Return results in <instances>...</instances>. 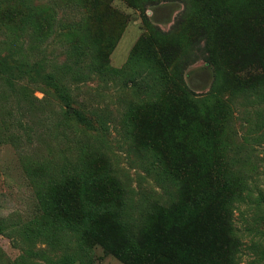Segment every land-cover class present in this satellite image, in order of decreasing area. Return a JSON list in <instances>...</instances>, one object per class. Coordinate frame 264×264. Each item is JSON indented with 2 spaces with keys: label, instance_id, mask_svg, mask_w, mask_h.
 <instances>
[{
  "label": "rangeland",
  "instance_id": "1",
  "mask_svg": "<svg viewBox=\"0 0 264 264\" xmlns=\"http://www.w3.org/2000/svg\"><path fill=\"white\" fill-rule=\"evenodd\" d=\"M109 1L122 20L111 19L110 29L105 28L104 57L96 45L87 50L76 44L87 19L95 14L92 0H0V10L10 6L16 11L17 27L21 16L28 20L25 33L0 24V53L9 64H25L13 86L0 81V264H127L99 243L100 235L107 241L120 235L111 214L93 222L94 232L90 224L68 228L61 217L53 224L44 211L55 183L76 168L92 167L87 173L106 174V202L125 207L135 234L150 223L151 231L141 240L155 250L156 241H166V228L177 221L176 215L164 212L196 213L193 208L181 210L178 186L169 184L166 190L160 181V158L167 169L174 158L164 145L175 138L187 143L200 164L201 169L186 179L193 181L202 176V167H209L218 192H224L221 185L227 180L233 184L228 192L239 184L244 198L233 204L234 227L242 242L237 264H264V83L254 93L237 91L229 105L222 103L207 115L212 104L206 97L226 80L208 59L204 41L188 43L180 56L174 53L179 74L169 79H157L147 69L148 61L126 66L133 47L149 33L145 20L161 33L176 34L178 22L189 11L194 13V6L184 0H156L142 3L141 9L126 0ZM240 2L232 0L234 6ZM251 23L255 25L250 30L246 22H234L228 38L242 46L241 31L253 35L256 30L260 37L245 45L264 58V23ZM116 26L122 28L119 33L112 32ZM111 34H119L113 48ZM78 58L82 62L76 66ZM217 60L226 73H257L253 65H237L229 51ZM182 93L197 102L193 107L203 110L208 121L184 123L177 130L181 133L166 136L156 117L157 104L169 108ZM42 166L52 170L50 175L38 171ZM205 201L207 207L196 213L198 222H192L194 236L185 243H207L200 247L210 255L222 245L223 236L215 221L219 210L214 196ZM174 260L167 254L154 255L148 264Z\"/></svg>",
  "mask_w": 264,
  "mask_h": 264
},
{
  "label": "trees",
  "instance_id": "2",
  "mask_svg": "<svg viewBox=\"0 0 264 264\" xmlns=\"http://www.w3.org/2000/svg\"><path fill=\"white\" fill-rule=\"evenodd\" d=\"M126 1L130 5L137 6L141 9L143 8L142 3L158 2L156 0ZM92 2L95 14L87 19L85 29L80 31V34L77 36L76 44L84 45L87 50L92 45H96L98 55L107 57L105 50L102 48L104 44L102 37L107 34L105 28L107 27V30L110 29L109 23L111 19L117 18V21H120L122 20V16L110 6L109 0H92ZM184 3L190 6L193 5L195 12L189 14V11L187 15L181 18V21L176 26V34L168 35L161 33L145 20L149 33L133 47L126 66L128 67L131 62L139 63L141 61H148L151 65L147 69L151 70V73L157 79H169L179 74V68L172 61L173 59H177L174 57V53L180 56L185 53L184 51L186 49L188 50V43L192 45L195 42L199 43L200 41H204L208 48V59L217 66V74L221 71L223 80H226V83L221 87L220 85H217V87L215 85L211 93L206 97L208 104H212L211 108L208 109L207 115H209L212 108L219 110L222 107V103L229 105L228 103L231 97L237 91L254 93L264 83V58L263 56H258L257 52L253 51L252 46L249 48L245 45L251 43V39L259 38L260 33L254 30L255 33L252 35L249 30L247 33L241 31L240 39L242 46L232 43L228 38L234 22H246V26L250 30L255 25V23H251L252 20L264 23V0H241L240 4L236 5L237 7L233 5L232 0H184ZM5 20L10 22V24H7ZM20 20L21 24L18 27L21 33H25L28 20L27 18L25 19V15L21 16ZM15 23L16 11L13 8L6 6L0 10V24L2 26H6L7 28H9L8 26L10 28L12 26L13 31L17 32L19 29ZM121 29V26H116V28L112 29V32L115 33L118 30L119 33ZM178 32L179 36L176 37ZM95 34L98 35L96 36ZM117 35L119 34H111L109 36L110 44H112L111 48H113V45L117 41ZM142 42L146 46L141 45ZM219 46L222 49L221 53H218L220 50ZM109 48L110 46L107 47V49ZM227 51L231 52V56L235 58L237 65H253V69L257 73L237 76L230 72L226 73L220 70V62L217 59L220 55H225ZM87 52L84 51L83 53ZM79 61L78 58L75 62L77 64L76 66H79L80 62H82ZM24 67L25 64L21 61L14 62V64L7 63V57L0 53V81L5 85L13 86V78L17 73L22 72ZM215 91H221V97L219 95L216 97ZM183 94L180 95L179 101L176 104H172L169 108H164L161 102L157 104L156 117L163 131L162 133L166 136L168 134L172 135L175 131L176 133H181V131L177 130L184 128V123L189 122L190 125L192 123H199L201 122L200 118L204 122L208 121L203 110L197 111L193 107L197 102L189 98V95ZM192 128L194 127L192 126ZM164 146L166 151H172L171 153L174 158H171L170 169L164 167L160 158V181L166 184V190H168L167 185L169 184L178 186L180 192H178L179 197L177 199L182 205L181 210L185 207L189 209L193 208V211L195 210L196 213L198 210L201 212L202 209L207 207L205 200L208 195L214 196L216 201L215 206L219 210L215 221L218 225L217 228L221 230L223 240L221 242L222 245L214 250L212 254H204L203 252H206V250H201L200 246H204L207 243L199 244V246L191 242L185 243V241L191 240L194 236L195 230L193 229L194 224L192 222H198V215L195 212L191 216H186V214L177 211L164 212L163 214L176 215L177 221L176 223L173 222L172 227L166 228L164 232L166 241L158 239L155 250L149 249L148 246L144 245L141 237L145 239L146 232L151 231L150 223L141 225V230L138 229L137 234H135L130 229L131 219L126 217L125 207L122 205L120 208H113V204L105 200L107 195L106 174L103 173L104 175H102L101 172H99L100 175L87 173L89 171L93 172L92 167L88 170L86 168L84 170L76 168L72 172V175L57 181L53 186V191L42 206L44 211L49 213L48 215L52 220L54 219L52 221L53 224L61 217L62 223L68 226V228H78L79 224H84L82 227L85 228L87 224H90L94 232L95 225L93 222L95 223L96 220H101L106 214H111L120 227V235L115 239L107 241L104 238L102 239V236L98 233L101 237L99 238V243L105 250L108 251L109 249L127 264H148L154 255L162 254H167L170 259L175 257L174 264H237L235 255L240 253L242 242L234 227L233 204L244 198L241 187L239 184H236L233 190L228 192L227 189H230L233 184L227 180L226 183L221 185L225 189L223 192L224 196L223 193L217 191L218 189L216 190L214 175H211L209 167L205 166V168L202 167V176L193 178L196 182L186 179V177L189 178L188 173L201 169L199 161L193 154V151L189 149L186 142L177 138L173 139V142L170 144H165ZM38 169L39 172L45 175H50V172H52L46 166ZM86 173L89 175L86 176ZM150 203L153 205L152 208L159 209L157 203ZM144 213L146 211H143L140 220L144 217ZM147 213L150 214L151 211H147ZM59 222L57 223V229H61L58 226ZM86 230H90V228L87 227ZM140 231H142V234H140ZM72 263L74 261L70 262V264ZM49 264L57 263L51 261Z\"/></svg>",
  "mask_w": 264,
  "mask_h": 264
}]
</instances>
